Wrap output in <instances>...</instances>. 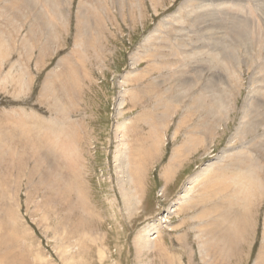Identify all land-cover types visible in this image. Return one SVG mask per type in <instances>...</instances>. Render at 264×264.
I'll return each mask as SVG.
<instances>
[{
	"label": "rangeland",
	"instance_id": "rangeland-1",
	"mask_svg": "<svg viewBox=\"0 0 264 264\" xmlns=\"http://www.w3.org/2000/svg\"><path fill=\"white\" fill-rule=\"evenodd\" d=\"M19 1L0 0V264H264V0H58L44 31L43 0Z\"/></svg>",
	"mask_w": 264,
	"mask_h": 264
},
{
	"label": "bare ground",
	"instance_id": "bare-ground-1",
	"mask_svg": "<svg viewBox=\"0 0 264 264\" xmlns=\"http://www.w3.org/2000/svg\"><path fill=\"white\" fill-rule=\"evenodd\" d=\"M15 1H17V0H15ZM19 1V0H18ZM36 2H38V3H40L39 2V0L37 1V0H35ZM35 1H31V2H35ZM57 1L58 0H43L42 2H44V5L43 6H41V4H39L41 7H43V9H45L46 7H47V10H45V11H43V14H41L42 13V11L38 14V11L36 12L37 14L36 15H34V17L35 16H37L36 18V23H38V25L37 26H39V28H41L43 31H44V29L45 28H49V25L51 24V21L52 20H50L49 18L47 19V16H49L50 18H51V16H50V14L49 13H52L53 15L55 14V12H56V10H58V12H56V14H55V16L57 15L58 16V14L60 15V17L62 18V16L61 15H64L63 14V11L62 12H59V5H58V8H56V3H57ZM64 0H61V3L63 2ZM10 2V1H9ZM14 2V1H13ZM20 2V1H19ZM22 2H23V0H22ZM21 2V3H22ZM25 2H26V4H28V5H31V2H30V0L28 1V0H25ZM25 2H24V4H25ZM34 3L33 4V6H36L35 4H38V3ZM8 3V2H7ZM60 3V2H59ZM58 3V4H59ZM14 4V3H13ZM23 3H22V5L24 6V8L26 7L27 8V6H26V4L24 5ZM242 4V3H241ZM11 5V4H10ZM20 5V4H19ZM39 5H38V7H39ZM46 6V7H45ZM241 6V5H240ZM13 7V6H12ZM11 7V8H12ZM16 7H17V5H16ZM29 7V6H28ZM45 7V8H44ZM14 8V7H13ZM12 8V9H13ZM21 8V7H20ZM19 8V9H20ZM23 8V7H22ZM33 8H36L37 9V7H32V9ZM4 9V8H3ZM17 9V8H16ZM28 9V11H29V8H27ZM43 9H41V10H43ZM183 9V8H182ZM25 10V9H24ZM31 10V9H30ZM39 10V9H38ZM234 10V9H233ZM11 11V10H10ZM27 11V10H26ZM33 11V10H32ZM40 11V10H39ZM47 11V12H46ZM18 12H20V11H18ZM30 12V11H29ZM44 12H46V13H44ZM203 12V11H202ZM28 13V12H27ZM32 13V12H31ZM198 13V12H197ZM16 14V13H15ZM45 14V15H44ZM241 14V13H240ZM25 15V14H24ZM29 15V14H28ZM16 16V15H15ZM57 16L55 17V18H57ZM201 16V15H200ZM262 16V15H261ZM21 17V16H20ZM19 17V18H20ZM25 17V16H24ZM64 17V16H63ZM205 17V16H204ZM59 18V17H58ZM223 18V17H222ZM234 18V17H233ZM51 19H53V17L51 18ZM190 19V18H189ZM253 19H255V17L253 18ZM14 20V19H13ZM41 20H45L46 21V23L45 22H43V21H41ZM54 20V19H53ZM56 20V19H55ZM54 20V21H55ZM60 20V19H59ZM64 20V19H63ZM208 20V19H207ZM9 21V20H8ZM199 21V20H198ZM11 22V21H10ZM56 22V21H55ZM202 22H203V20H202ZM12 23V22H11ZM36 23H34L33 25H35ZM239 23V22H238ZM42 24H44L45 26H43ZM197 24H198V22H197ZM233 24V23H232ZM236 24H237V22H236ZM237 25H239V24H237ZM41 26H43V28L41 27ZM47 26V27H46ZM34 27V26H33ZM47 28V29H48ZM181 28V27H180ZM34 29V28H33ZM182 29V28H181ZM50 30V29H49ZM229 30V29H228ZM31 31H32V29H31ZM34 31V30H33ZM235 31V30H234ZM259 31V30H258ZM1 32V31H0ZM217 32V31H216ZM33 33V32H32ZM41 33H42V31H41ZM48 33H49V31H48ZM196 33V32H195ZM7 34V33H6ZM40 34V33H39ZM44 34V33H43ZM47 34V33H46ZM238 34V33H237ZM240 34H242V33H239V36H240ZM2 35V34H1ZM37 35V34H36ZM48 35V34H47ZM53 35V34H52ZM216 35V34H215ZM5 36V35H4ZM49 36H51V35H49ZM48 36V38H51V37H49ZM36 37V36H35ZM4 38V37H3ZM253 38V37H252ZM7 39V38H6ZM46 39V38H45ZM252 40V39H251ZM49 41V40H48ZM29 42H30V40H29ZM32 42V41H31ZM238 42H240V41H238ZM253 43V42H252ZM49 45V44H48ZM50 47V46H49ZM201 48V47H200ZM35 49V48H34ZM222 50V49H221ZM228 50V49H227ZM249 51V50H248ZM205 52V51H204ZM203 52V53H204ZM228 52V51H227ZM196 53V52H195ZM155 55V54H154ZM225 55V54H224ZM236 55V54H235ZM191 56H193V55H191ZM158 57V56H157ZM234 59V58H233ZM227 60V59H226ZM136 62V61H135ZM134 62V63H135ZM202 62V61H201ZM212 62V61H211ZM238 62V61H237ZM240 62V61H239ZM151 64V63H150ZM171 66V65H170ZM66 71V70H65ZM219 73V72H218ZM61 74V73H60ZM222 74V73H221ZM220 74V75H221ZM65 75V74H64ZM200 76V75H199ZM214 77V76H213ZM58 78V77H57ZM200 78V77H199ZM219 78H220V76H219ZM63 79V78H62ZM191 80H186V81H184V82H182L183 83V85H182V87L183 88H188V90H189V87H190V90L192 89L191 87H193L194 88V86H193V84H192V82H190ZM213 84V83H212ZM49 86V85H48ZM209 86H210V84H209ZM205 90V89H204ZM210 91H211V89H210ZM51 92V91H50ZM190 92V91H189ZM50 94V93H49ZM188 94V93H187ZM205 93H201V91L198 93V95H196V97H193L194 99H193V104H194V106L195 105H197L198 107H200L201 108V105H205V104H202V100H201V97L203 98V96L205 97V95L207 94H205ZM48 95V94H47ZM50 96V95H49ZM58 96V95H57ZM57 96H56V99H57ZM218 96V95H217ZM65 97V96H64ZM58 98H60V97H58ZM168 98V97H167ZM171 99H173V98H171ZM177 99V98H176ZM220 99H221V97H220ZM160 101H162L163 99H159ZM181 100V99H180ZM199 100H201V102L199 103ZM59 102H60V100H59ZM63 101H61V103H62ZM213 102H215V101H213ZM254 102V101H253ZM258 102H259V100H258ZM257 102V103H258ZM261 102V101H260ZM259 102V103H260ZM55 103V102H54ZM58 103V102H57ZM161 102H160V106H161ZM217 104V103H216ZM256 104V103H255ZM61 105V104H60ZM159 105V104H158ZM208 105V104H207ZM206 105V106H207ZM224 105V104H223ZM189 106V105H188ZM209 107H207L206 108V110H208V112H207V117H211V116H213L214 114H212L211 116H209L211 113H213L214 112V110H213V108L215 107V105H208ZM214 106V107H213ZM244 106H246V105H244ZM55 107H57L56 106V104H55ZM61 107H62V105H61ZM156 107V106H155ZM165 108V109H163V108ZM162 107H159L158 106V108H162L163 110H164V112H165V114H163V110L161 111V109H160V111H155V114H153L152 115V120H153V123L151 124L152 126H153V130L155 129V128H158V131H159V126L160 127H162V121H165L166 120V118H164V116L165 117H167V118H169L168 116H169V110H170V108L168 107V106H166V105H163L162 104ZM177 107V106H176ZM157 107H156V109H158ZM169 108V109H168ZM172 108V107H171ZM205 108V107H204ZM244 108H247V107H244ZM257 109V105H256V107L254 108V110H256ZM59 110V109H58ZM213 110V111H212ZM259 110V109H258ZM62 111V110H61ZM204 111V110H203ZM215 111H217V110H215ZM222 111V110H221ZM248 111V112H247ZM68 112V111H67ZM211 112V113H210ZM217 113V112H216ZM228 113V112H227ZM251 112H250V110L248 109H244V115H243V121L240 123V124H242L243 122H244V120H245V122L242 124V126H239V128H238V134H243V135H245V134H248V133H250V131H252L253 129H254V124H257V123H255L256 121H254V122H250V121H248L249 119L248 118H250V114ZM255 113V112H254ZM218 114V113H217ZM226 114V113H225ZM253 114V113H252ZM255 115V114H254ZM46 119V118H45ZM58 119V118H57ZM248 119V120H247ZM45 122V121H44ZM61 123H62V125H63V127H68V128H71L70 126V123H66L65 121H61ZM209 123V122H208ZM50 124V123H49ZM60 124V123H59ZM213 124V123H212ZM62 125H60V126H62ZM123 125V124H122ZM252 125H253V127H252ZM49 126V125H48ZM51 126V125H50ZM148 126V125H147ZM165 126V125H164ZM257 126H259L258 124H257ZM203 127V126H202ZM48 128V127H47ZM51 128V127H50ZM76 128V127H75ZM66 129V128H65ZM198 129V128H197ZM258 129V128H257ZM126 130V129H125ZM161 130V129H160ZM208 130V129H207ZM57 131V130H56ZM157 131V130H156ZM198 131V130H197ZM59 132V131H58ZM64 132V131H63ZM77 132V131H76ZM253 132V131H252ZM251 132V133H252ZM54 133V132H53ZM151 133V132H150ZM161 133V132H160ZM160 133H158L159 135H160ZM56 134V133H55ZM61 135H62V133H61ZM73 137L75 136L74 134H71ZM77 135V134H76ZM79 135V134H78ZM152 135V134H151ZM155 135V134H154ZM162 135V134H161ZM59 136V135H58ZM248 136V135H247ZM77 137V136H76ZM162 137V136H161ZM242 137H244V136H242ZM160 138V137H159ZM62 139V138H61ZM77 139V138H76ZM154 139V138H153ZM191 139V138H190ZM3 140V139H2ZM35 140V139H34ZM74 141V140H73ZM232 141V140H231ZM254 141L255 140H253L252 141V143L254 144ZM72 142V141H71ZM71 142H69V143H71ZM77 142H78V139H77ZM55 143V142H54ZM68 143V144H69ZM47 144V143H46ZM61 144V143H60ZM67 144V143H66ZM76 144V143H75ZM125 145H126V143H124ZM41 145V144H40ZM71 146V145H70ZM183 147V146H182ZM182 147H179V148H177L175 151H174V154H173V158H172V161H173V163H176V160L177 159H179L180 158V155H183V154H181L182 153V151L184 152L185 150H183V148ZM52 148H54L53 146H52ZM246 148H248L249 150H252V149H250V146L249 147H246ZM252 148V147H251ZM254 148H256V147H254ZM46 149V148H45ZM128 149V148H127ZM247 149V150H248ZM35 150V149H34ZM50 150V149H49ZM130 150L131 149H129V150H127V151H125V150H123L122 151V153H118L117 154V161L119 160V161H121L120 162V168H123V169H126L127 168V166H128V158H127V155H128V153L130 152ZM129 151V152H128ZM151 151V150H150ZM50 152H51V150H50ZM148 152H149V150H148ZM255 152H256V150H255ZM131 153V152H130ZM233 153V152H232ZM249 156H250V154H249ZM249 156H247L246 154H244V152H243V150H242V152L240 151L239 153H238V155L236 154L235 155V157L234 158H236V159H238L240 162H242V163H246V166H245V175H247V174H252V173H255L256 172V167H255V164H256V161H253V160H251L250 158H249ZM128 157H130V156H128ZM233 158V157H232ZM130 159H131V157H130ZM246 160H250V161H246ZM132 161V160H131ZM238 162V161H237ZM136 163V162H135ZM140 163V162H139ZM74 164V163H73ZM130 164V163H129ZM236 164V163H235ZM135 165V164H134ZM138 165V164H137ZM171 165V164H170ZM174 166V165H173ZM213 163L212 164H210L209 166H207L206 168H204L203 170H202V172H200L199 171V175H197V176H194L191 180H190V186L189 187H187V188H185V192H184V200H187V198H188V195H189V192H191L192 191V188H193V186H194V184H195V182H197L199 179H200V177H202V176H206V177H209L210 175H211V173H212V171L213 170H216V168L215 169H212L213 168ZM222 166V165H221ZM220 166V167H221ZM261 166V165H260ZM172 167V166H171ZM133 168H134V166H133ZM173 168V167H172ZM239 168V167H238ZM131 169V168H130ZM130 169H128V173L130 172ZM219 169V168H218ZM127 170V169H126ZM124 172V171H123ZM214 173V172H213ZM47 175V174H46ZM61 175V174H60ZM65 175V174H64ZM133 175V174H132ZM166 175V174H165ZM77 176V175H76ZM75 176V177H76ZM67 178V177H66ZM77 178V177H76ZM128 178H129V182H130V184L132 185V187H125V188H123L124 189V197H125V199L127 200V202H131V203H134V204H138V202L140 201L137 197L134 199V196H135V194H136V190L134 189V187L136 186V180L134 179L135 177H132L131 175H128ZM248 178H249V182L250 183H252V181H254V179L250 176V175H248ZM57 179V178H56ZM65 179V178H64ZM78 180V179H77ZM128 182V183H129ZM122 184L123 185H125V182L122 180ZM134 184V185H133ZM127 185V184H126ZM122 186V185H121ZM248 186V185H247ZM250 187V186H249ZM62 189V188H61ZM251 189V188H250ZM251 191V190H250ZM252 192V191H251ZM254 192V191H253ZM253 194V193H252ZM82 201V200H81ZM134 201V202H133ZM140 203H141V201H140ZM127 204V203H126ZM128 206H131V204H127ZM136 206V205H135ZM130 208V207H129ZM215 207H212V208H210V209H212L211 211H213V209H214ZM216 209V208H215ZM232 210V209H231ZM233 212V211H232ZM243 212V211H242ZM212 213V212H211ZM207 214H209V210L207 211ZM218 221V220H217ZM216 221V222H217ZM168 222V221H167ZM214 223V225H215V222H213ZM218 223V222H217ZM212 226V225H211ZM211 226L209 227V229L210 230H212V228H211ZM219 226V225H218ZM205 228L206 227H208V226H204ZM152 228V227H151ZM202 229V228H201ZM3 230V229H2ZM213 232V231H212ZM232 236V235H231ZM143 237V238H142ZM141 237V240L142 241H140V242H138L139 244H138V251H139V254H141L142 253V251H153L154 249H155V247H156V242H155V237H157V235L156 236H153V237H148V236H142ZM157 248V247H156ZM232 249V248H231ZM204 250V249H203ZM145 251V252H146ZM232 253V252H231ZM262 253V252H261ZM233 256V255H232ZM231 256V257H232Z\"/></svg>",
	"mask_w": 264,
	"mask_h": 264
}]
</instances>
